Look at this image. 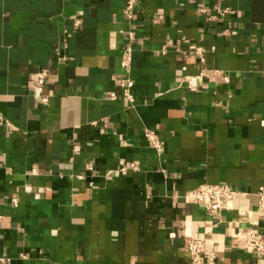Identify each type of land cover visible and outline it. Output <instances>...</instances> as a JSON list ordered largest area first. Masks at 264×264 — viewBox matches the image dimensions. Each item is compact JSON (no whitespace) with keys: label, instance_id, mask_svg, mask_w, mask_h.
<instances>
[{"label":"crops","instance_id":"crops-1","mask_svg":"<svg viewBox=\"0 0 264 264\" xmlns=\"http://www.w3.org/2000/svg\"><path fill=\"white\" fill-rule=\"evenodd\" d=\"M124 6L0 0V257L191 264L190 235L205 242L202 264H264L237 238L264 234V0H138L133 19ZM129 30L134 107L109 99ZM41 69L47 105L33 94ZM199 74L192 92L182 80ZM130 162L140 169L120 174ZM205 183L239 195L209 212L188 197Z\"/></svg>","mask_w":264,"mask_h":264},{"label":"built area","instance_id":"built-area-1","mask_svg":"<svg viewBox=\"0 0 264 264\" xmlns=\"http://www.w3.org/2000/svg\"><path fill=\"white\" fill-rule=\"evenodd\" d=\"M138 0H125L124 13L129 19H133L135 16V8ZM219 16H225L226 14L232 12L229 8H215ZM203 12L206 9L202 10ZM218 15L211 16V19L217 18ZM82 20L79 17L75 18V26H79ZM71 35L70 32H67V36ZM136 39V32L134 30H129L127 32V41L122 52L121 57V68L124 70V75L117 79V83L121 88V95H118L116 92L112 91L109 94L110 100H117L121 98L125 100L130 107L136 105V97L133 92L135 85L134 80L131 77L132 70V60H133V44ZM63 59V58H62ZM49 72L46 69L38 70L35 73V78L33 82V94L38 99V101L47 105L49 103V96L45 93V88L47 84V79ZM203 79V74L197 76L186 75L183 78V83L188 87L192 92H196L199 89V83ZM2 121V120H1ZM3 123H9L8 121H2ZM145 137L148 140L149 144L155 148L157 151H161L162 144L159 138V135L150 129L145 130ZM77 151L79 148L76 147ZM88 171L92 172L95 170L94 165L90 163L87 167ZM139 165L135 162H130L123 164L118 172L120 174H126L129 170L138 171ZM78 179H84L83 174H77ZM90 186H93V183L90 182ZM239 195L230 184L228 183H218V184H201L196 188L190 190L188 197L196 204L204 206L209 212L220 211L230 208L236 197ZM259 208L264 212V185L260 186L258 189ZM12 205H18V199H12ZM237 238L242 240L244 246L250 249L251 251L257 254L264 255V234L255 230L254 228H246L238 231ZM183 247L187 250L190 257L191 264H202L203 253L205 250V242L202 239L194 238L190 235H186L183 242ZM214 253L211 252V259H213ZM10 261L9 258L0 257V264H7Z\"/></svg>","mask_w":264,"mask_h":264}]
</instances>
